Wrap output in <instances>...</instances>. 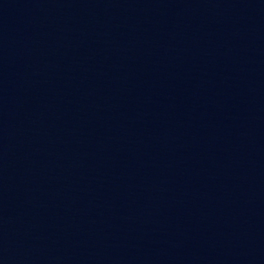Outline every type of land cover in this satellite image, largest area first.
I'll return each instance as SVG.
<instances>
[{
	"label": "water",
	"instance_id": "95a60500",
	"mask_svg": "<svg viewBox=\"0 0 264 264\" xmlns=\"http://www.w3.org/2000/svg\"><path fill=\"white\" fill-rule=\"evenodd\" d=\"M0 264H264V0H0Z\"/></svg>",
	"mask_w": 264,
	"mask_h": 264
}]
</instances>
